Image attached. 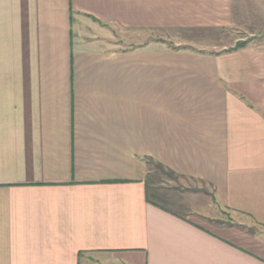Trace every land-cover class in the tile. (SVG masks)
Here are the masks:
<instances>
[{"label":"crops","instance_id":"obj_1","mask_svg":"<svg viewBox=\"0 0 264 264\" xmlns=\"http://www.w3.org/2000/svg\"><path fill=\"white\" fill-rule=\"evenodd\" d=\"M0 264H264V0H0Z\"/></svg>","mask_w":264,"mask_h":264},{"label":"rangeland","instance_id":"obj_2","mask_svg":"<svg viewBox=\"0 0 264 264\" xmlns=\"http://www.w3.org/2000/svg\"><path fill=\"white\" fill-rule=\"evenodd\" d=\"M205 37L208 41H214L217 43L225 44L227 49H232L235 46H238L240 43L245 44L248 41L252 40V37L248 34V32L244 29V27H235V28H223V29H215L213 34H198L197 38ZM155 38L153 32H135L133 30L122 29L114 26L112 30V40L117 43V46L120 48L125 47H135L140 44L146 43L149 40ZM237 39V40H236ZM241 39V40H239ZM167 44L170 46H174L177 48H184L187 45H175L173 42L167 41ZM218 48V47H217ZM215 52L217 50L215 49ZM188 198H185V200ZM188 204H192L188 201Z\"/></svg>","mask_w":264,"mask_h":264},{"label":"trees","instance_id":"obj_3","mask_svg":"<svg viewBox=\"0 0 264 264\" xmlns=\"http://www.w3.org/2000/svg\"><path fill=\"white\" fill-rule=\"evenodd\" d=\"M242 44V43H241ZM240 45V44H239Z\"/></svg>","mask_w":264,"mask_h":264}]
</instances>
